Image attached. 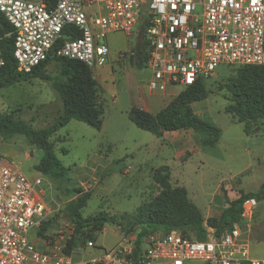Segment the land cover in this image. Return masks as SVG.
<instances>
[{"label": "rangeland", "instance_id": "rangeland-1", "mask_svg": "<svg viewBox=\"0 0 264 264\" xmlns=\"http://www.w3.org/2000/svg\"><path fill=\"white\" fill-rule=\"evenodd\" d=\"M106 43L109 48L106 64L102 69H91L101 103L100 130L71 120L47 139L55 157L69 170L73 184L89 196L80 216L83 219L103 216L108 221L94 235V248L77 246L71 255L74 263L96 256L102 250L108 251L125 242L127 237L136 239L143 226L127 236L125 230L136 220L139 210L163 190L154 181V174L161 167H165L168 188L185 189L189 202L201 213L205 232H216L214 223L230 201L242 195H256L264 184V118L251 126L253 134L245 135L243 124L224 112L230 103L225 86L238 67L218 66L204 79L206 99L191 105L197 117L220 131L218 141L206 147L202 141L208 135L193 129L163 132L156 137L128 120L127 111L131 107L139 108L141 98L155 114L178 94V89L166 92L163 97L149 95L147 70L135 69L131 59L117 62L119 51L135 49V37L111 33L106 36ZM43 75L45 79H31L0 90V112L10 113L34 131L49 128L62 113L54 85L66 79L55 61L44 67ZM1 143L10 146L15 154H4L8 150ZM41 156L42 151L24 135H15L9 140L0 138L1 160L15 165L28 179L39 175L34 166ZM52 183L59 206L56 219L64 222L61 210L67 201ZM255 199L257 204L251 218L242 224L248 225L245 237L251 257L264 260V200ZM57 231L48 229L46 241L56 243ZM162 233L163 229L154 234L145 233L141 247ZM62 235L64 243L68 233ZM29 240L41 246L44 239L33 230Z\"/></svg>", "mask_w": 264, "mask_h": 264}, {"label": "built area", "instance_id": "built-area-1", "mask_svg": "<svg viewBox=\"0 0 264 264\" xmlns=\"http://www.w3.org/2000/svg\"><path fill=\"white\" fill-rule=\"evenodd\" d=\"M0 16L8 24L3 36L12 40L11 55L20 74L31 73L54 54L89 69L102 67L109 55L106 36L119 32L129 37L138 24L142 35H137V45L146 53L151 94L179 93L221 65H264V0H0ZM65 28L76 36L53 52ZM135 56L133 49L117 53L118 60ZM3 66L0 44V70ZM54 194L47 177L28 179L0 159V264H264L251 257L248 225L242 224L251 218L255 198L243 202L241 218L230 229L206 232L204 240L173 231L151 237L139 250L130 239L74 263L73 251L63 252L73 232L69 221H53L38 235L59 208ZM50 228L58 230L53 244L46 241ZM33 230L44 239L41 248L29 240ZM63 232L68 233L64 243Z\"/></svg>", "mask_w": 264, "mask_h": 264}, {"label": "trees", "instance_id": "trees-1", "mask_svg": "<svg viewBox=\"0 0 264 264\" xmlns=\"http://www.w3.org/2000/svg\"><path fill=\"white\" fill-rule=\"evenodd\" d=\"M2 25L8 27V24L0 16V35L2 37L0 44L4 59V66L0 70V90L31 79H45L43 69L50 61L59 64L62 76L66 79L65 82L54 85L61 100L62 113L49 128L34 131L22 121L15 120L10 113L0 112V138L9 140L15 135H24L31 145H36L37 150L42 151V156L34 166V170L54 182L60 196L67 201L61 214L73 225V232L63 249V252L69 255L79 244H94V235L100 232L108 221L103 216L90 219H83L80 216V210L84 207L89 196L73 184L69 170L55 157L47 139L71 120L100 130L102 110L101 103L98 101L97 83L92 76L91 69L78 61L62 58L56 54L52 58L49 57L29 74L17 73L11 55L12 40L3 36ZM141 28H145L144 22H141ZM63 35L69 39L76 36L72 31H68V28H65ZM64 41L65 39L59 38L53 52ZM134 50L136 56L131 59L132 66L141 70L145 68V50L142 45H137ZM203 82L204 79L198 80L193 85L181 90L155 114L131 107L127 111V118L137 128L156 137H160L163 132L193 129L208 135L209 138L202 141L203 146H213L218 141L219 129L197 117L191 108L193 103L206 99L207 91ZM225 89L229 94L230 103L225 107L224 112L236 118L238 123L243 124L245 135L253 134L251 126L256 125L259 120L264 118V65L238 67L235 76L229 79ZM164 170L165 167H161L154 174L155 183L163 190L155 199L139 210L136 220L127 225V230H125L127 236L139 226L144 227L135 235L136 250L141 248L145 233L154 234L159 229H163V235L181 231L185 235H193L198 240L205 239L206 232L202 227L201 213L189 202L185 189L168 188ZM254 197L257 200H264V184L256 195H242L237 200L228 203L219 219L214 223L216 233H222L230 229L233 223L238 222L241 218L243 202ZM56 216L58 215L41 227L38 231L39 236H43V232L49 226L55 225L53 221L57 222Z\"/></svg>", "mask_w": 264, "mask_h": 264}, {"label": "crops", "instance_id": "crops-1", "mask_svg": "<svg viewBox=\"0 0 264 264\" xmlns=\"http://www.w3.org/2000/svg\"><path fill=\"white\" fill-rule=\"evenodd\" d=\"M140 30V25L138 24L137 26H136V28H135V30L133 31V33H132V35L131 36H129V37H131V38H133V37H135V41H136V43H135V47L137 46V44H138V37H137V35H139V33L140 32H138L137 30ZM129 50V49H128ZM126 60H117V62L118 63H121V62H125ZM101 69H102V67H100ZM145 70H147L146 68H144ZM147 72H148V74H147V81H148V79L150 78V73H149V71L147 70ZM96 81V80H95ZM97 82V81H96ZM148 94L149 95H152V96H155V95H158V94H151V93H149L148 92ZM160 97H163V95H159ZM164 99V98H163ZM147 107H148V103H147V101L143 98H141V106L139 107L140 109H142V110H144V111H147V112H149V113H151V111L150 110H148L147 109ZM161 109V108H160ZM2 142H4V141H2ZM1 147H4L6 150H8V152H5L4 154H8V155H14L15 154V152L12 150V148L10 147V146H8V145H2V143H1ZM130 239H132L131 237H129V238H126V240H130ZM37 246V245H36ZM37 247H39V248H41L42 247V244H41V246H37Z\"/></svg>", "mask_w": 264, "mask_h": 264}, {"label": "water", "instance_id": "water-1", "mask_svg": "<svg viewBox=\"0 0 264 264\" xmlns=\"http://www.w3.org/2000/svg\"><path fill=\"white\" fill-rule=\"evenodd\" d=\"M1 30H2V32H3L4 35H7L8 32H9L8 27L5 26V25H2L1 26ZM139 35H142V31L139 33ZM62 38L66 40L68 37H66L65 35H63ZM139 42L141 43L142 42V39H139ZM52 57H53V55H51V58ZM54 224H56V223L54 222Z\"/></svg>", "mask_w": 264, "mask_h": 264}]
</instances>
